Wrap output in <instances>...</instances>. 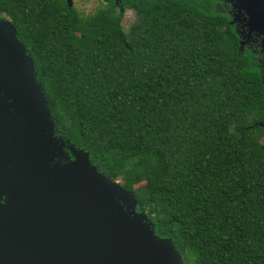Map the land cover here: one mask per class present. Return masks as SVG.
Listing matches in <instances>:
<instances>
[{
  "label": "trees",
  "instance_id": "trees-1",
  "mask_svg": "<svg viewBox=\"0 0 264 264\" xmlns=\"http://www.w3.org/2000/svg\"><path fill=\"white\" fill-rule=\"evenodd\" d=\"M101 2L0 0L55 137L131 191L184 264H264L263 56L223 0Z\"/></svg>",
  "mask_w": 264,
  "mask_h": 264
},
{
  "label": "water",
  "instance_id": "water-1",
  "mask_svg": "<svg viewBox=\"0 0 264 264\" xmlns=\"http://www.w3.org/2000/svg\"><path fill=\"white\" fill-rule=\"evenodd\" d=\"M223 1L241 47L255 36L264 51V0ZM55 126L34 60L0 20V264H184L134 194Z\"/></svg>",
  "mask_w": 264,
  "mask_h": 264
},
{
  "label": "rangeland",
  "instance_id": "rangeland-1",
  "mask_svg": "<svg viewBox=\"0 0 264 264\" xmlns=\"http://www.w3.org/2000/svg\"><path fill=\"white\" fill-rule=\"evenodd\" d=\"M102 0H73V4L80 11L85 13V15H89L93 13L99 6H101ZM138 21V16L131 10L125 12L122 25L125 29H128L133 23ZM242 26V25H241ZM260 39V52L264 54L263 48L261 46V38ZM264 144V138L262 140ZM120 183V181H118Z\"/></svg>",
  "mask_w": 264,
  "mask_h": 264
},
{
  "label": "flooded vegetation",
  "instance_id": "flooded-vegetation-1",
  "mask_svg": "<svg viewBox=\"0 0 264 264\" xmlns=\"http://www.w3.org/2000/svg\"><path fill=\"white\" fill-rule=\"evenodd\" d=\"M230 12H231V10H230ZM230 16H231V14H230ZM231 18H232V16H231ZM235 28L237 31H240V32L243 31V29L241 27L238 28L237 25H235ZM244 41H245V44L242 48L243 49L250 48L255 53H258V51H259L260 55L263 56L260 61H264V54H262L260 52V39L256 38L254 36L252 39H250V40L245 39Z\"/></svg>",
  "mask_w": 264,
  "mask_h": 264
}]
</instances>
